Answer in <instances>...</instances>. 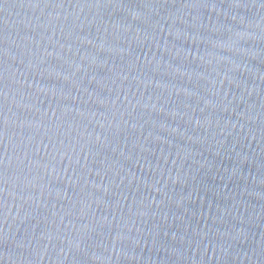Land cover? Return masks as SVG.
Masks as SVG:
<instances>
[{
  "label": "water",
  "instance_id": "obj_1",
  "mask_svg": "<svg viewBox=\"0 0 264 264\" xmlns=\"http://www.w3.org/2000/svg\"><path fill=\"white\" fill-rule=\"evenodd\" d=\"M0 264H264V0H0Z\"/></svg>",
  "mask_w": 264,
  "mask_h": 264
}]
</instances>
